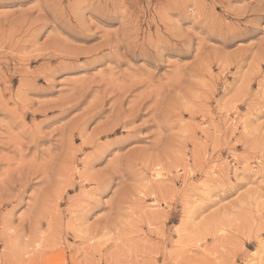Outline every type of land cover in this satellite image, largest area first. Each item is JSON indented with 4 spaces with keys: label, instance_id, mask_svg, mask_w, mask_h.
Returning <instances> with one entry per match:
<instances>
[{
    "label": "rangeland",
    "instance_id": "rangeland-1",
    "mask_svg": "<svg viewBox=\"0 0 264 264\" xmlns=\"http://www.w3.org/2000/svg\"><path fill=\"white\" fill-rule=\"evenodd\" d=\"M262 15L264 0H0V206L34 209L0 212V264L255 252L264 44L244 37Z\"/></svg>",
    "mask_w": 264,
    "mask_h": 264
},
{
    "label": "snow or ice",
    "instance_id": "snow-or-ice-1",
    "mask_svg": "<svg viewBox=\"0 0 264 264\" xmlns=\"http://www.w3.org/2000/svg\"><path fill=\"white\" fill-rule=\"evenodd\" d=\"M31 2V0H30ZM252 27L249 29V34L244 37L246 40H257L259 39V42L261 44H264V15H262L258 20L253 17L252 19ZM194 47V46H193ZM179 54V50L175 48H169L164 49L160 52H157L156 55L153 57V59L157 63H162L164 59H166L169 56H177ZM146 63H149L150 67L152 66L150 61H146ZM115 151V149H113ZM111 152L108 153V156H111ZM115 185H106L108 188V191H104V187H101V190L99 193H97V196L103 201V199L111 194V188ZM234 195V194H233ZM18 203H20V207H16V205H13L12 207L3 208L0 206V212H2L3 216L6 219H15L17 215L20 213H24L25 215H31L33 212V208L30 206L31 202H28L26 200H21ZM27 205V206H26ZM15 209V211L13 210ZM21 220L24 219V216L20 217ZM179 231V230H177ZM246 241L249 243L250 247H255L256 251L248 253L247 257H242L241 253L247 252V249L243 247V242L238 241L236 252L233 254L236 258H231L228 261L225 262V264H264V235H262L258 241H254L251 238H246ZM259 254L260 259L253 260L251 257L256 256ZM153 255H156V253H153ZM145 264H153V262L146 261ZM154 264H169V261L165 255V258L162 260H156Z\"/></svg>",
    "mask_w": 264,
    "mask_h": 264
},
{
    "label": "bare ground",
    "instance_id": "bare-ground-1",
    "mask_svg": "<svg viewBox=\"0 0 264 264\" xmlns=\"http://www.w3.org/2000/svg\"><path fill=\"white\" fill-rule=\"evenodd\" d=\"M114 128V127H113ZM111 130V129H110ZM106 133V132H105ZM89 182V181H88ZM93 183V182H92ZM259 259V258H258Z\"/></svg>",
    "mask_w": 264,
    "mask_h": 264
}]
</instances>
